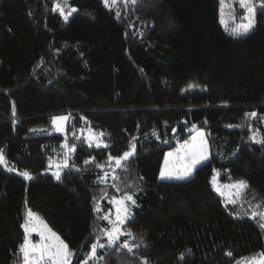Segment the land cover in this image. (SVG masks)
<instances>
[{
  "label": "trees",
  "instance_id": "16d2710c",
  "mask_svg": "<svg viewBox=\"0 0 264 264\" xmlns=\"http://www.w3.org/2000/svg\"><path fill=\"white\" fill-rule=\"evenodd\" d=\"M56 3L64 7L0 0V149L32 174L27 182L0 165V264L18 259L25 210L66 242L71 264H236L264 252V9L236 37L219 22L218 0L114 8L67 0L64 10L75 9L67 21ZM59 113L83 117L108 144L71 138L75 150L56 180L43 171L62 141L45 133ZM192 126L206 131L209 158L189 178L160 180L165 152ZM133 145L121 165L108 162ZM112 164L115 179L98 182ZM214 171L222 183L247 182L241 205L254 219L231 213L212 189ZM126 194L135 200L123 223L131 235L91 257L109 227L98 205ZM125 239L139 247L129 252Z\"/></svg>",
  "mask_w": 264,
  "mask_h": 264
},
{
  "label": "rangeland",
  "instance_id": "374dc122",
  "mask_svg": "<svg viewBox=\"0 0 264 264\" xmlns=\"http://www.w3.org/2000/svg\"><path fill=\"white\" fill-rule=\"evenodd\" d=\"M101 1L103 2L104 6H106L104 0ZM119 1L123 2V0H117L115 4H112V0H109V4L106 7L114 8L119 3ZM218 2H219V22L226 33L236 37H241L243 35H246L253 29V27L255 26V15H254V25L249 32L243 35L234 34L235 31L242 32L243 26L249 23L248 9L246 6H241L240 0H218ZM253 3H255V6L259 5V1L256 2L255 0H253ZM56 11L59 12V14L61 15L64 21H67L64 19V16L61 14L59 10ZM69 11L70 9L64 10L65 13H68ZM57 117H66V119L63 120L57 119L54 122L53 118H57ZM70 124H72L73 127H70ZM190 132L191 133L188 139L178 142L173 149H170L165 152L159 170L158 178L160 180H165L160 178V173L162 169H164L166 172H171L173 174L172 178H166V179L184 180V179H176L175 176L182 174L187 167H190L193 158H199L201 154L206 155L207 159L209 158V147L206 140V131L201 127L192 126L190 128ZM45 133L49 135L59 134L62 136V141L59 143L58 147L53 150L52 155L48 159L47 169L43 171V173L51 174L56 180H58L56 178V173H59L60 175L61 171L69 165L70 159L75 150V144L73 141H70L71 138L76 139L82 137L86 145L93 148L105 147L108 144L106 141L105 132L95 130L93 127H91L89 124L86 123L83 117L78 122H75V120H73L72 123V120L70 119V115L67 113H59L52 115L50 120V129ZM253 140L257 141V138H254ZM207 159L196 164L192 170V173L198 165L204 163ZM5 161L6 162L4 164H0V165L3 166L6 170L12 173L19 174L27 182L32 177V174L29 172L28 173L30 174V178L25 177L24 175H22V173H24L25 170H18L12 167L7 163L6 158ZM111 161L112 160L108 158V162ZM115 177H116L115 165L112 164L107 166V168L104 167L98 182H102V183L112 182L115 179ZM236 182H230V183L220 182L217 178L216 171L213 172L210 178V184L212 186V189L223 199V203L227 207L229 205L233 206V210H231L230 207L228 209H230L231 213L234 216L248 217L254 219L255 217L253 216V213H255L256 211L246 212L244 207L241 205L244 195V190L234 187V185H236ZM124 197L125 195L114 198H106V201L109 203L110 206H105L102 203H100L97 207V210L101 211V215L103 216V218L107 217L105 218L109 224V227L107 229L118 227L121 230L120 237L127 235V232L124 231L123 224H120L119 221L117 220V209L118 207H121V211L119 215L121 216V218H124L125 213L123 211V208L126 207L128 213L130 214L128 216L129 218L132 214V205H133L131 201H126V200L124 201L123 206L118 205L117 202L124 200ZM28 211L29 210H25L24 212V219L22 222V229L24 232V236L19 247L18 259L15 263L12 264H24L21 245L24 244L26 236L29 245H35L37 247H39L42 243H55V241L51 238V235L48 231V229H50L51 232H54L66 244V242L60 237V235L55 230L50 228L49 225L44 221V219L41 216L31 211L32 213L35 214V217L34 218L29 217ZM26 222L28 228L27 232L24 227L26 225ZM45 225L47 227H45ZM33 227H35L36 229L35 231H32ZM100 237L103 239L102 240L97 239V244H101L103 241L104 242L106 241L107 243V236L105 231L104 234L101 235ZM261 253L264 252L242 257L237 261L236 264H249L252 258L259 257ZM37 256L38 253L36 254V256H32L31 259L35 260ZM68 260H69V264H71L70 256L68 257ZM87 261L88 260H85L81 264H92L91 262H87ZM39 264H50V262L47 260H41L39 261Z\"/></svg>",
  "mask_w": 264,
  "mask_h": 264
},
{
  "label": "snow or ice",
  "instance_id": "6c2138e0",
  "mask_svg": "<svg viewBox=\"0 0 264 264\" xmlns=\"http://www.w3.org/2000/svg\"><path fill=\"white\" fill-rule=\"evenodd\" d=\"M117 2V0H112V4H115ZM140 2V0H123L124 4H131L132 6L137 5ZM241 2V6H246L248 9V13H249V23L245 26H243V31H235L234 34L236 35H243L246 34L247 32H249L253 25H254V15L256 12V6L255 3H253V0H240ZM64 3V7H67V0H63ZM105 5L107 6L109 4V0H104ZM259 5L262 9H264V0H259ZM64 7L61 6L60 3H56L54 4V10H59L61 12V14L64 16V19L67 20L68 16L71 15L72 12L75 11V9H71L68 13L64 12ZM120 16V13L117 12V17ZM142 35V33H141ZM246 115H251L253 117L257 116V113L252 112L250 114H246ZM54 122L57 119L63 120L66 119V117H57V118H53ZM254 139V137H253ZM264 142V141H262ZM134 145L132 146V150L130 151H126L123 153L122 156L120 157H109L110 160H115L117 165H121V163L123 161L128 160L129 157H131L133 155V151H134ZM171 155V154H169ZM207 159V156L204 154H201L199 158H193L192 162H191V166L187 167L184 172L180 175L175 176L176 179H185L189 176H191L192 174V170L195 167L196 164L202 162L203 160ZM5 158L3 155V150L0 149V164H4ZM67 166V165H65ZM22 175H24L27 178H30V174L25 171L24 173H22ZM172 173L171 172H166L164 169L161 170L160 173V178L161 179H166V178H172ZM56 178L60 179V175L59 173H56ZM234 187H237L238 189L244 190V192H246V190L248 189V184L246 181H237L236 185H234ZM131 201L132 204H135V200L133 199V196L131 194H126L124 197V200L118 201V205L123 206L124 205V201ZM121 211V207H118L117 209V220L119 221L120 224H123L125 222V219L128 218V216L130 215L127 211V208H123V211L125 213L124 218H121V216L119 215ZM257 215V213H253V216L255 217ZM262 216H264V214H260ZM28 216L29 217H35V214L31 212V210L28 211ZM107 218V217H105ZM26 232L28 231L27 228V222L26 225L24 226ZM45 227H47L45 225ZM261 227H264V225H261ZM35 227L32 228V231H35ZM51 238L55 241V243H42L39 247L35 246V245H29L28 243V239L27 236L25 237V242L23 245H21V251L23 253V258H24V264H39V261L41 260H47L50 262V264H69V260L68 257L70 255H72L71 250L68 248V245L65 244L54 232H51L50 229H48ZM106 232V236H107V243H101V244H93L91 246L90 249V253L89 255L91 257H96L97 256V249H104L106 247H112L117 245V242L120 241V233L121 230L118 227H113L112 229H107L105 230ZM127 235H131V233L129 232ZM47 239V238H46ZM122 247L127 249L129 252H132L134 248L139 247V245H129L128 241L125 239L122 242ZM38 253V256L35 260L31 259L32 256H36V254ZM228 255H231V253H228ZM181 257H183V253H181ZM99 259H103V257H99ZM145 264H147V261L145 260ZM249 264H264V253H261L259 257H254L251 259V261L249 262Z\"/></svg>",
  "mask_w": 264,
  "mask_h": 264
}]
</instances>
